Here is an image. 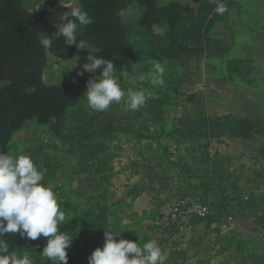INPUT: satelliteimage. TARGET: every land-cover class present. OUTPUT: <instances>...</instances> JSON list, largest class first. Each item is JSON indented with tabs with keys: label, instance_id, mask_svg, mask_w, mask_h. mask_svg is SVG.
<instances>
[{
	"label": "trees",
	"instance_id": "obj_1",
	"mask_svg": "<svg viewBox=\"0 0 264 264\" xmlns=\"http://www.w3.org/2000/svg\"><path fill=\"white\" fill-rule=\"evenodd\" d=\"M4 1L0 0V58L5 56L0 62V83H5L0 85V151L28 154L33 149L32 145L26 144L22 150L16 149L15 135L25 129L29 121H35L37 127L46 126L54 137L63 142V149L68 157L76 159L78 168L82 166L91 170L93 180L98 179L96 188L101 191L98 192L101 194L88 196L93 200L91 204L60 198V207L67 215L60 230L73 236L67 249V264H89L92 252L105 242L106 229L121 232L116 239L123 237L141 245L156 240L162 247V256L171 246L168 256L159 264H192L193 255H190L189 249L196 246L206 252V257L200 258L196 264H212L215 256H229L230 252L237 264L247 263L251 257H257V263L264 264V191L256 193L250 188V194L246 195L249 189L242 184L241 173L232 169L235 156L211 153L213 139L222 140L226 136L243 140L256 138L260 129H264V104L263 118L236 114L212 117L201 109L188 117H177L174 109L179 105L180 96L186 94L182 89L183 77L173 67L178 62L185 64L187 56H201L207 51H211L208 55L210 58H218L212 61L220 64L221 57L231 54V44H224L225 48L218 45L214 37L215 27L218 23H226L227 18L232 16L257 15L259 5L254 3L259 0H222L228 9L223 15L215 12L216 0H82L94 22L78 30V40L98 47L100 52L97 55L115 63L125 92L131 89L126 72H138L137 67L134 70V65L141 64L143 69L138 73L147 75L152 70L153 61H167L164 65V84L158 86L156 94L149 92L153 87L149 77L143 82L137 77L139 85L145 87L146 103L139 110H128L127 113H124L127 106L123 101L111 104L103 112L88 107L84 95L87 82L95 78L94 73L89 72L88 76L77 80L66 73L64 81L60 83H56L53 76L49 80L44 78L47 69L52 66L46 59L49 54L52 57L79 56L84 63L88 57V50L65 44L63 37L54 40L53 48L47 53L40 44V33L51 36L56 32L54 25L60 22L61 12L67 10L59 5V0H46L38 11H33L38 0ZM261 2L264 3V0ZM133 5L138 6L140 11L134 27L129 25L132 21L130 17L124 18L122 15ZM253 18L256 25L264 22L262 17H259V21ZM257 29L260 38L264 36V28ZM232 40L239 51L234 52L227 63H221L227 69H223L225 74L214 76L237 85L253 86L255 93L264 98V80L256 76V65H264V55H252L254 49L244 50L245 44L243 46L240 41ZM258 45L260 41L255 47ZM167 69H171L169 74ZM251 73L254 76L251 77ZM36 89L38 93H33ZM197 96L194 93L188 98L195 100ZM125 137H133L139 144L147 140L151 150L156 141V150H161V161L174 163L179 173L175 180L167 168L153 172L155 166L149 165V176L167 184L171 181L172 186L178 183V187H185V194H178V199L201 201L209 207L210 212L206 217L195 216L191 219V228L198 232L200 227H204V233L197 238L192 237L186 249L179 245L183 238L173 240L172 232L163 233V237L157 239L140 224V219L136 222L139 225L137 228L134 223H124L128 214L131 215L126 208H132L134 200L154 188L147 187L142 181L128 184L123 197L111 200L114 195L110 192L112 179L119 173L115 171L113 162L122 156L121 142ZM173 141L178 144L180 154L175 158L170 150ZM40 142L33 144L37 156L34 162L44 171L45 183H51L58 171L63 169V164L48 151L51 147L57 148L56 143L46 144L45 139ZM183 144L187 145L190 156L181 153ZM138 164L139 161H133L136 171ZM257 176L264 177V169L257 171ZM55 189L60 197L61 194L67 195V192H62V186ZM167 200L155 197L158 208L148 214L145 212L142 217L156 220L159 209ZM132 214L137 215L135 211ZM229 216L251 219L250 236L230 228ZM210 231L217 233L216 240L203 247L202 243L210 236ZM251 237L260 241L254 243ZM6 239L13 251L21 254L29 251L34 264H53L41 257L47 238L41 236L28 240L18 234H6ZM215 244H220V248L212 252ZM222 264L227 262L223 261Z\"/></svg>",
	"mask_w": 264,
	"mask_h": 264
},
{
	"label": "rangeland",
	"instance_id": "obj_2",
	"mask_svg": "<svg viewBox=\"0 0 264 264\" xmlns=\"http://www.w3.org/2000/svg\"><path fill=\"white\" fill-rule=\"evenodd\" d=\"M165 1L166 0H163V2ZM191 3L194 5L197 4L195 1H191ZM254 4L259 5L257 15H244L241 18L232 16L227 18L226 23H218L215 27L214 37H216L218 45L225 48L224 44H231V54L221 57V63H227L234 55L233 53H237V51H239L237 49L238 45L234 46V41L232 39L240 41L241 45L243 44V46L245 44L246 47L243 48L244 50L254 49L252 55H264V36H261V39L258 35L259 30L257 29L264 28V22L261 21V25H256V21L253 18L255 17L258 19V21L260 20L259 17L264 18V3H260L259 0ZM138 8V6L133 5L127 11L122 12L124 18H126V16L130 17L132 21L129 22V25L132 27L136 26L140 16V11H138ZM258 41H260V45L255 47ZM210 53L211 51H207L201 56H187L185 64L178 62L173 65L174 69L183 77L182 89L186 94L180 96L179 105L174 109L175 116L188 117L195 110L201 109L206 111L212 117L223 116L225 114H236L246 116H260L263 118L262 108L264 104V98L259 97L255 93L253 86L246 87L243 84L237 85L230 80H221L216 78L218 76L214 75L218 74L222 76L225 74L223 69L226 71L227 69L224 68L221 63L218 64L216 61H212V59L217 60L218 58H210L208 56ZM46 59L48 63L52 64V66L47 69L46 76H44V78L47 80L53 76L54 81L56 83H60L64 81V74L66 73H69L73 80H77L79 77L84 78L89 74L88 71L83 70V65L85 63L80 59L79 56L52 57L49 54L46 56ZM226 66L227 64H225V67ZM136 67L138 72L143 69L142 65L139 63L133 66L134 70ZM82 70L83 75H80ZM256 70V76L259 79L264 80V65H256ZM138 72L136 70L135 72L127 71L126 79L131 82V90H143L145 92V87H143V85L142 87L139 85L137 77L140 78L141 76H144L146 78L151 71H149L147 75L139 74ZM170 72L171 69H167V73L169 74ZM252 76H254L253 73H251V77ZM156 89H158V86H153L150 88L149 92H151V94H156ZM194 93L198 94L197 98L195 100H190L188 95ZM121 101L126 103L127 97L125 96ZM127 112L128 109L124 110V113ZM45 127H37L35 121H29L26 128L15 135V148L22 150L26 144H30L34 149L33 144H39V142L43 139H45L46 144H50L52 142L56 143L57 148L51 147L48 149V151L50 155H56L58 157L59 163L63 164V169L58 171L57 177L51 182L54 191L57 190L55 189L57 186H62V192H67V195L61 194L60 198L62 200H80L83 204H91L93 200L88 196L101 194L98 193L101 191L96 188L98 179L93 180L94 176L90 175V169H84L80 167L78 168L76 159L68 157L66 150L63 149V142L60 139L54 137V135L51 134ZM260 130V134H258L256 138H252L250 140H243L242 138L231 139L227 136L222 140H212V154L219 152V156L228 154L235 156L232 161V169H237V172L241 173L243 177L242 184H246V187L249 189L246 195L250 194V188L255 190L256 193H261L264 191V177L257 176V171H262L264 169V129ZM163 142H165L164 139ZM121 143L123 144V149L120 150L122 152V156L116 158L113 162L115 171H118L119 173L115 175V178L113 177L112 179L113 185L110 187V192L114 195L111 200L115 201L118 198L123 197L127 191L128 184L133 185L142 181L143 184H147V187L154 188L146 193H143L142 196L134 200V205L132 208H126V210H128L127 212L131 213V215L128 214V217L125 218L124 223H129L131 225L134 223L135 227L137 228L139 225H137L136 222L138 219H140V224H143L145 229H147L152 236L160 239L163 237L164 231L156 227L158 226V218L154 220L149 217L143 218L142 216H144L145 212L148 214L158 208L155 197L167 198L168 200L165 203V205H167L176 201L178 199V194L183 196L186 192V188L180 185L178 187V183H174L172 186L171 181L167 184L162 182L161 179L152 178L149 176L151 170L147 166L154 165L155 168L153 172H159L163 167L167 168L170 175L173 174L175 180L178 178L179 169L175 168L174 163L161 161V155L159 154V151L161 150H156V141L153 142V150L149 149L147 140H143L142 143L139 144L133 137H125V140ZM195 145L196 143H194L193 146ZM177 146L178 144L173 141L172 147H170V150H172L174 153V158L180 156V154H178L179 151L177 150ZM186 147L187 145L185 144L181 146V153L185 154L186 156H190V153L187 152ZM33 149L27 155H29L34 160V158L37 156ZM12 154H16L15 151H13ZM134 160L139 161L137 167L138 171H136V168L133 167ZM133 210L137 213V215L133 216ZM230 222V228L239 230L247 237L250 236V227L252 225L251 219L241 220L234 217L230 220ZM203 233L204 227H200L198 232L189 227L185 231L184 237L179 244L180 248L186 249L190 246V240L192 237L197 238V236L200 234L202 235ZM209 234L210 236L207 237L202 243L203 247L206 244L211 243L212 240H216V232L210 231ZM251 239L254 243L260 241L254 237H251ZM171 248V246L167 248L166 253L162 256L161 260H164L168 256ZM219 248L220 244H215L212 252H216ZM189 250L190 255H193L190 262L192 264H196L200 258L206 257V252L198 246L191 247ZM232 255V252H230L229 256L224 254L217 255L212 259V264H222L223 261H226L227 264H237V261L231 258ZM242 257L243 255L241 258ZM257 262V257H251L247 259L248 264H258ZM247 263L243 262L242 264Z\"/></svg>",
	"mask_w": 264,
	"mask_h": 264
},
{
	"label": "clouds",
	"instance_id": "obj_3",
	"mask_svg": "<svg viewBox=\"0 0 264 264\" xmlns=\"http://www.w3.org/2000/svg\"><path fill=\"white\" fill-rule=\"evenodd\" d=\"M46 0H38L33 11H38ZM215 12L223 15L228 9L222 0H216ZM59 5L67 9L61 12L57 29L51 36L41 32L40 44L47 53L53 48V41L63 37L64 43L75 45L80 50H88L87 62L83 70L95 74L87 82L85 97L88 107L96 112H103L113 103H119L127 97L126 106L130 111L139 110L146 103L143 90L125 92L120 83L115 63L97 55L100 49L89 45L85 40H78V30L86 28L94 21L85 10L82 0H59ZM153 61L148 74L153 86L164 84L165 64ZM83 70L80 75H83ZM144 76L140 77L143 82ZM66 213L60 207L59 193L55 192L50 182L45 183L44 171L39 169L27 154H10L0 151V264H34L29 251L22 254L13 251L6 239V234H18L21 238L36 240L47 238V244L41 257L53 264H67V249L73 236L60 230L65 223ZM121 232L111 229L105 231V242L97 247L89 257V264H159L162 247L156 240H149L142 245L120 236Z\"/></svg>",
	"mask_w": 264,
	"mask_h": 264
},
{
	"label": "built area",
	"instance_id": "obj_4",
	"mask_svg": "<svg viewBox=\"0 0 264 264\" xmlns=\"http://www.w3.org/2000/svg\"><path fill=\"white\" fill-rule=\"evenodd\" d=\"M209 212V207L201 201L179 198L160 208L157 223L164 233H173V240H181L185 231L190 227L191 219L195 216L206 217ZM231 219L233 217L229 216L228 220Z\"/></svg>",
	"mask_w": 264,
	"mask_h": 264
},
{
	"label": "flooded vegetation",
	"instance_id": "obj_5",
	"mask_svg": "<svg viewBox=\"0 0 264 264\" xmlns=\"http://www.w3.org/2000/svg\"><path fill=\"white\" fill-rule=\"evenodd\" d=\"M1 2H5L4 0H1ZM2 8V5H0V9ZM0 21H1V19H0ZM1 23H3V22H1ZM4 57L5 56H3V57H1L0 58V62H1V60H3L4 59ZM1 64V63H0ZM8 70V69H7ZM0 85H5V83L4 82H2V83H0ZM35 91H37V93H38V89H36V90H33V93H35ZM40 100V99H39Z\"/></svg>",
	"mask_w": 264,
	"mask_h": 264
},
{
	"label": "water",
	"instance_id": "obj_6",
	"mask_svg": "<svg viewBox=\"0 0 264 264\" xmlns=\"http://www.w3.org/2000/svg\"><path fill=\"white\" fill-rule=\"evenodd\" d=\"M27 31H28V28L25 29V32H27ZM18 53H19V52H18ZM35 93H37V91H35Z\"/></svg>",
	"mask_w": 264,
	"mask_h": 264
},
{
	"label": "crops",
	"instance_id": "obj_7",
	"mask_svg": "<svg viewBox=\"0 0 264 264\" xmlns=\"http://www.w3.org/2000/svg\"><path fill=\"white\" fill-rule=\"evenodd\" d=\"M80 168H84V169H86L85 167H82V166H81ZM141 196H142V195H141ZM133 211H134V210H133ZM190 227H191V226H190Z\"/></svg>",
	"mask_w": 264,
	"mask_h": 264
}]
</instances>
